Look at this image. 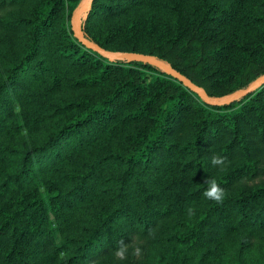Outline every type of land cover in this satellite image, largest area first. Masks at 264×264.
I'll list each match as a JSON object with an SVG mask.
<instances>
[{"label": "trees", "instance_id": "trees-1", "mask_svg": "<svg viewBox=\"0 0 264 264\" xmlns=\"http://www.w3.org/2000/svg\"><path fill=\"white\" fill-rule=\"evenodd\" d=\"M88 1L0 0V264H264V84L209 104L73 34L83 8L88 41L226 100L264 76V0Z\"/></svg>", "mask_w": 264, "mask_h": 264}, {"label": "water", "instance_id": "water-1", "mask_svg": "<svg viewBox=\"0 0 264 264\" xmlns=\"http://www.w3.org/2000/svg\"><path fill=\"white\" fill-rule=\"evenodd\" d=\"M91 1L92 0L88 1V6L90 5ZM82 12H83V8L79 9V11L77 12V14L75 16V25H74L73 34L86 47H88V48H90L96 52L101 53L103 56L107 57L110 60H112L114 58H123V59H128V60H133V61L145 62V63L151 64L155 67H158L159 69H162L167 75H170V76H173V77L179 79L189 90H191L195 93H198L200 98L206 100L209 104L221 105L224 103H226V104L230 103L234 99L245 96L249 92L254 91L256 88H258L262 84H264V76H261L258 79L254 80L252 85L233 93V95L231 97H229L228 99L213 101L211 98L208 97V95L203 90H201L196 84H194L188 77L177 72L170 65H168L164 61L158 59L154 55H147V54L136 53V52H126V53L110 52V51L103 49L98 44L93 43L91 41H88L85 38L84 33L82 31V27H81V14H82Z\"/></svg>", "mask_w": 264, "mask_h": 264}, {"label": "clouds", "instance_id": "clouds-1", "mask_svg": "<svg viewBox=\"0 0 264 264\" xmlns=\"http://www.w3.org/2000/svg\"><path fill=\"white\" fill-rule=\"evenodd\" d=\"M229 161L226 156L213 154L211 157V164L214 167H219L221 170H223L225 167H227ZM204 184H206L208 187L203 192V196L206 199L213 200L216 203H223L225 192L224 189L221 188L215 179H206L204 181ZM187 214L189 216H192L195 214L194 209L191 207H188L186 209ZM132 248V254L135 256H141L142 250L139 246H134L132 243H125L124 240L118 241V247L115 250V256L119 260H126L127 256L129 254V249Z\"/></svg>", "mask_w": 264, "mask_h": 264}, {"label": "rangeland", "instance_id": "rangeland-1", "mask_svg": "<svg viewBox=\"0 0 264 264\" xmlns=\"http://www.w3.org/2000/svg\"><path fill=\"white\" fill-rule=\"evenodd\" d=\"M82 15V14H81ZM255 68V66L253 67V66H251L250 68H249V73H252L251 72V70L253 71V69ZM134 246H137V244H135ZM235 253V251L234 250H230V251H227V254L228 255H233ZM245 253V252H244ZM255 253V250H251L250 252H248V253H245L246 255H253ZM133 257L135 258V259H142L143 258V254L141 255V256H135V255H133Z\"/></svg>", "mask_w": 264, "mask_h": 264}]
</instances>
